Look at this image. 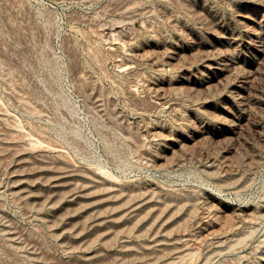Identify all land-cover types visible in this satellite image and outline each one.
<instances>
[{"label": "rangeland", "instance_id": "374dc122", "mask_svg": "<svg viewBox=\"0 0 264 264\" xmlns=\"http://www.w3.org/2000/svg\"><path fill=\"white\" fill-rule=\"evenodd\" d=\"M0 264H264V0H0Z\"/></svg>", "mask_w": 264, "mask_h": 264}]
</instances>
